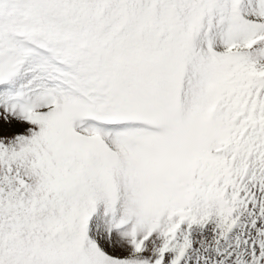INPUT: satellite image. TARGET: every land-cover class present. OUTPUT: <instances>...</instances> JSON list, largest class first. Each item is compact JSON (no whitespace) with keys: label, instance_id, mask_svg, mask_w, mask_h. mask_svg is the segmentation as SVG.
<instances>
[{"label":"snow or ice","instance_id":"1","mask_svg":"<svg viewBox=\"0 0 264 264\" xmlns=\"http://www.w3.org/2000/svg\"><path fill=\"white\" fill-rule=\"evenodd\" d=\"M0 264H264V0H0Z\"/></svg>","mask_w":264,"mask_h":264}]
</instances>
